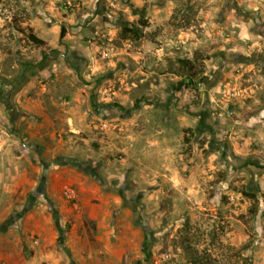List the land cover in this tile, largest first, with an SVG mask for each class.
Returning <instances> with one entry per match:
<instances>
[{
  "label": "rangeland",
  "instance_id": "374dc122",
  "mask_svg": "<svg viewBox=\"0 0 264 264\" xmlns=\"http://www.w3.org/2000/svg\"><path fill=\"white\" fill-rule=\"evenodd\" d=\"M0 264H264V0H0Z\"/></svg>",
  "mask_w": 264,
  "mask_h": 264
},
{
  "label": "trees",
  "instance_id": "16d2710c",
  "mask_svg": "<svg viewBox=\"0 0 264 264\" xmlns=\"http://www.w3.org/2000/svg\"><path fill=\"white\" fill-rule=\"evenodd\" d=\"M29 38H30V40H32L33 42H35V43H37V44H43V43H44L42 40H40L39 38H37V37L34 36V35H30ZM187 63H188V65H189L188 68H189L190 73H191L192 71H194V67L192 66V64H191L189 61H187ZM192 76H193V75L190 74V77H192ZM247 194H248V193H247ZM248 195H251L252 197H255V194H253V193L248 194Z\"/></svg>",
  "mask_w": 264,
  "mask_h": 264
},
{
  "label": "built area",
  "instance_id": "2783aa9c",
  "mask_svg": "<svg viewBox=\"0 0 264 264\" xmlns=\"http://www.w3.org/2000/svg\"><path fill=\"white\" fill-rule=\"evenodd\" d=\"M65 195L68 199H74L76 197V192L73 188L66 187L65 188Z\"/></svg>",
  "mask_w": 264,
  "mask_h": 264
}]
</instances>
